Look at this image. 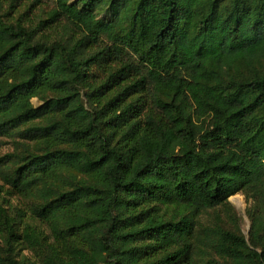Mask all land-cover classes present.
<instances>
[{
  "label": "trees",
  "instance_id": "obj_1",
  "mask_svg": "<svg viewBox=\"0 0 264 264\" xmlns=\"http://www.w3.org/2000/svg\"><path fill=\"white\" fill-rule=\"evenodd\" d=\"M4 139L0 264H264V0L0 2Z\"/></svg>",
  "mask_w": 264,
  "mask_h": 264
},
{
  "label": "rangeland",
  "instance_id": "obj_2",
  "mask_svg": "<svg viewBox=\"0 0 264 264\" xmlns=\"http://www.w3.org/2000/svg\"><path fill=\"white\" fill-rule=\"evenodd\" d=\"M6 0H0L1 3H4ZM52 9V2H43L41 4V7L37 9L35 7L34 14H40V16H45V12ZM20 10H24V7H21ZM104 71L105 68L97 69L95 70L94 78L96 80H102L104 78ZM32 103L37 106L39 105V102L36 99L32 100ZM6 141V145L0 148V156L10 153L13 150V146L11 143H9V140L4 139ZM229 204L232 206L236 213V221L237 224L232 226V228L237 229L240 234H242L246 239L249 238V230H250V220L248 218V210L252 206V202L249 201L243 194H236L229 198L228 200ZM216 214L220 215L221 217V224L223 227L228 228L230 225V221L226 219L225 214L220 213L219 211L210 210L207 212H204L200 217L199 221L203 225H212L215 222V216ZM23 255H26L27 257H30L34 260V253L30 251H23Z\"/></svg>",
  "mask_w": 264,
  "mask_h": 264
}]
</instances>
